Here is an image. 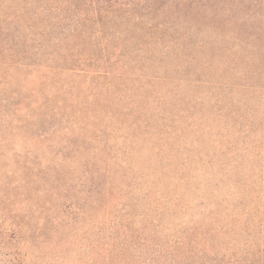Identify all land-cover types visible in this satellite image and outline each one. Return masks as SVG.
<instances>
[{
    "label": "rangeland",
    "instance_id": "374dc122",
    "mask_svg": "<svg viewBox=\"0 0 264 264\" xmlns=\"http://www.w3.org/2000/svg\"><path fill=\"white\" fill-rule=\"evenodd\" d=\"M187 1H191L190 7L181 5ZM177 2L179 8L161 17L168 25L163 33L188 35L194 46L183 48L181 41L182 46L176 44L182 49L179 56L159 66L165 77L158 85L159 94H165L168 87L172 89L167 105L170 115H184L175 126L189 130L200 127L201 120L208 124L214 115L218 117L221 104L216 100L221 97L226 98L223 100L229 109L238 111L255 104L252 110L260 116L264 111V73L257 76L253 71L264 72V0ZM56 4L55 0H0V35H56L61 25L48 14ZM184 20L193 24H179ZM32 77L29 68L0 66V264H116L113 220L123 209L121 205L131 202V196L143 195L139 189L142 183L146 186L152 182L149 168H160L158 160H166L171 153L177 156L173 160H182L185 149L195 155L206 153L204 160L227 158L213 152L211 141L204 140L202 145L192 142L189 131L171 139L161 152L155 150L162 143L155 132L152 140L144 138L130 147L126 132L120 138L109 134V129L97 132L95 121L87 120L78 104L70 109L63 105L74 102L68 99L72 89L68 90L66 82L76 84L80 77L60 78L65 81L62 86L66 91L49 101L51 109L60 112V120L57 117L56 129L44 130L39 138L34 115L41 100L31 85ZM168 82L171 86H167ZM78 94L81 100L79 91ZM228 96L240 102L228 101ZM197 97L202 98L199 104ZM111 112L113 116L107 112V117L113 121L120 118L119 110L112 108ZM142 112L138 113L143 117L145 111ZM190 116L196 119L190 120ZM233 119L245 123L240 117H228ZM154 122L163 130L169 128L158 117L152 118ZM48 126L47 123L44 129ZM215 131L212 135L202 128L197 132L201 139L211 136L222 140ZM236 145L241 147L240 140ZM119 162H125V168L130 166L128 172L120 169ZM99 166H106L109 174ZM109 189L118 196L116 204L106 192ZM152 190L162 191L158 187ZM225 195L222 192L215 200L235 202L233 196ZM136 205L133 212L139 211L137 202Z\"/></svg>",
    "mask_w": 264,
    "mask_h": 264
},
{
    "label": "trees",
    "instance_id": "16d2710c",
    "mask_svg": "<svg viewBox=\"0 0 264 264\" xmlns=\"http://www.w3.org/2000/svg\"><path fill=\"white\" fill-rule=\"evenodd\" d=\"M177 1L55 0L54 11L50 8L48 14L55 16L61 30L54 36L43 32L0 35V66L26 67L33 72L30 82L41 100L34 115L39 138L44 130L56 129L54 122L61 114L51 109L49 101L60 96V91L65 93V81L60 78L70 76L80 77L81 82H66L68 90L72 89L68 99L74 102H63L64 108L78 104L87 120L95 121L97 132L109 129V134H118L119 138L126 132L128 147L144 138L152 140L155 132L162 142L155 150L161 152L171 139L189 131L192 142L202 145L204 140L211 141L215 154L227 156L226 160H204L206 153L195 155L185 149L182 160H173L177 156L171 153L166 160H158L160 168H149L152 182L146 186L142 183L139 189L143 195L131 196L130 203L121 205L118 218H113L116 264H264V111L256 116L252 110L255 104L243 111L229 109L223 100L226 98L221 97L216 100L221 104L218 117L214 115L208 124L201 120L200 127L189 130L175 126L184 115H170L167 105L172 89L168 87L165 94H159L158 85L165 79L159 66L179 56L182 49L176 44L182 46L181 41L183 48L194 46L188 35L163 33L168 25L161 17L179 8ZM181 5L190 7L191 1ZM179 24L193 23L184 20ZM173 47L177 49L171 50ZM253 73L260 76L264 72ZM167 86H171L169 82ZM227 100L240 102L232 96ZM112 108L119 110L116 121L107 117V112L113 116ZM142 111L143 117L138 113ZM155 117L168 123V130L155 126ZM228 117H240L245 123ZM201 128L209 135L215 129L222 140L211 136L201 139L197 132ZM236 140L241 147L237 148ZM124 164L119 162L118 166L128 172L130 166L125 168ZM99 168L103 173L110 172L106 166ZM154 187L162 191H153ZM106 192L116 204L118 196L110 189ZM222 192L225 197L233 196L235 202H217ZM136 202L139 211L133 212Z\"/></svg>",
    "mask_w": 264,
    "mask_h": 264
}]
</instances>
